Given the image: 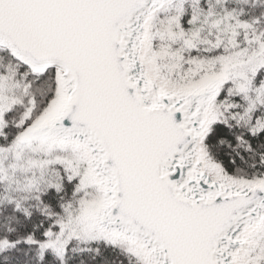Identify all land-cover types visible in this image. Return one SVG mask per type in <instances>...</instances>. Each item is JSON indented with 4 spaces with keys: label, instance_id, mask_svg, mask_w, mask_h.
<instances>
[{
    "label": "snow or ice",
    "instance_id": "obj_1",
    "mask_svg": "<svg viewBox=\"0 0 264 264\" xmlns=\"http://www.w3.org/2000/svg\"><path fill=\"white\" fill-rule=\"evenodd\" d=\"M0 264H264V0H0Z\"/></svg>",
    "mask_w": 264,
    "mask_h": 264
}]
</instances>
